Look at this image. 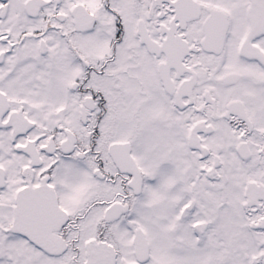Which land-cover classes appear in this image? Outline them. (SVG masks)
Masks as SVG:
<instances>
[{
	"label": "snow or ice",
	"instance_id": "obj_1",
	"mask_svg": "<svg viewBox=\"0 0 264 264\" xmlns=\"http://www.w3.org/2000/svg\"><path fill=\"white\" fill-rule=\"evenodd\" d=\"M0 264H264V0H0Z\"/></svg>",
	"mask_w": 264,
	"mask_h": 264
}]
</instances>
